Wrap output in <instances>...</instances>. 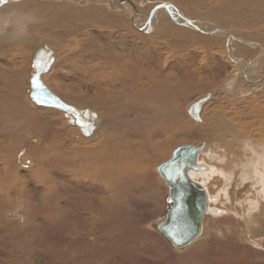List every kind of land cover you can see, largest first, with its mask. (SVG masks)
I'll list each match as a JSON object with an SVG mask.
<instances>
[{
  "label": "rangeland",
  "instance_id": "rangeland-1",
  "mask_svg": "<svg viewBox=\"0 0 264 264\" xmlns=\"http://www.w3.org/2000/svg\"><path fill=\"white\" fill-rule=\"evenodd\" d=\"M7 1L8 0L0 2L2 4L0 8L5 5L32 4L33 1L34 4L50 2L56 6L55 9H60V14L54 16H52L53 12L46 8L32 12L34 17L28 27H30V29H36V32L39 34L36 35L34 32L33 33L43 42H51V45L56 50V61L47 75V83L62 97L71 93L76 100L71 102L79 108V104L81 103H78V101L82 100L83 95L87 99L102 98V94L99 89L96 90V88H105L102 83H100V80L103 76H109L113 71V65L107 61V55L110 54V51H112L114 56H122V53L123 57L132 56L137 47L154 46L148 45L145 38H153L159 41L163 35L158 33L159 28L154 31V33L145 34L134 27L131 19H129L130 21L127 23L125 20L127 15L125 16L124 14H126L125 12H127L128 9L117 0H20L16 1L17 3H9ZM130 1L135 5L139 4L137 6L139 10L142 9L141 4L146 5L144 6L146 7L144 16L145 21L153 7L160 2L170 1L182 11L188 13L191 17L204 20V22L218 23L226 27V29L230 28L228 30H231L234 35L245 41H249L245 42L246 44L242 42L236 43V41H234L233 49L234 52H236L235 54L245 57L247 63H250V73L252 72L253 76H255L253 78L264 76V7H262L264 6V0H244L246 3L245 10L251 12V10L254 9V14H252L254 21L255 23L260 21L257 25L252 27H247L239 18L226 16L217 12L215 8L221 4L220 0ZM225 1L226 3H242V0ZM161 11L166 15L163 17L164 21L159 20V23H162L163 26L161 25L160 27H163L166 31L173 33L175 29H180L190 35L192 33L202 37V42L200 44L187 41L185 44L181 45L171 39L169 47H161V61L164 64L163 57L169 55L171 66L173 67L172 73L174 75V81L176 83L198 82L199 84L207 86L206 90L192 93H188L186 89H183L180 95L175 97L177 100H181L180 98L184 99L179 105H176L175 108L184 109L174 117V121L179 120L180 123L186 127L200 126L204 128L205 133L208 132L207 136L210 135V130L209 128L207 129V127H215L216 125L214 124H217V130L210 136L212 148L216 154L219 153L227 158L231 156L226 162V168H230L229 171L234 170V176L232 179L225 180V171L212 175L207 184L210 187V191L215 195L216 200L213 199V201H210L209 205L222 207L227 209V211L219 215L207 214L204 217L203 229L199 238L190 246L183 249L173 247L168 239L157 229V224L163 219L167 211L166 206L170 203L168 198V186L157 169L163 162L167 161L172 156L173 151L178 146L182 144L197 145L203 141L207 137H203V133L198 135L199 139H196L197 141L188 140L180 142L172 138L164 140L165 138H162L161 135L165 134V132L161 130L158 139L161 141L160 144L153 145L154 141L149 140L150 143L147 153L149 155L150 152L155 149V156L151 159L145 158L142 160L140 168H142L143 171L138 173L126 171L125 174L122 173L120 176H122L125 181L123 185H118L121 184V178L113 176V182L111 183L117 190L112 192V197L109 199H107V196H101L92 191L94 187L101 188V185L96 181H92V179H86V182L83 181V187L79 188V186H76V182L73 183L75 178L69 180L62 177V174L73 175V171H56L57 174L51 172L53 167H71L70 165L67 166L60 163L62 162L60 159L61 149L62 147L65 148L64 144H60L61 149L57 145V147L54 148L55 151L53 150L40 156H46V162H49V164L47 165L46 162L44 164L47 166H38L39 164L37 162L32 164L31 157L22 159V155H18L17 164L22 168L21 171L29 174L32 173L35 177L32 176V178L28 179L29 181L26 184V186L28 185L27 188L24 187L25 184L23 187L20 186L19 189L13 187L10 190V194L7 193L10 202H7L5 198L0 199V264L59 263L60 255L56 254L52 256L49 254V244L43 245L42 243H45V241L42 243L39 241L31 243V238L28 239V237L18 232V230H23L27 226L28 214L33 212L36 213L35 210L39 208V200L41 199L39 196L38 198L36 195L30 194L32 201H27L24 199V194L22 192L24 188L28 189V191L37 190L35 187L39 185L37 182L38 179H41L40 182L43 188L46 189V187H48L47 189H49L53 187L55 189L52 197L53 200L59 199L60 192H58V189L60 187L66 189V193L69 192L67 194L70 195L68 200L70 212L72 213L71 215H74L73 212L78 214L76 220L73 218L72 221L68 219V221L58 223L65 229L64 236L69 242L73 240L80 242L78 240L82 239L81 245L78 244L74 248L69 245L68 247L70 248H64L67 253L72 254H70V257L68 255L67 258L62 259V262L60 260L61 264H117L114 255L108 254V250L103 247L111 246L112 244L110 242L112 239L110 236L108 239L103 238L107 231H120L127 235V242L130 247L134 249V252L129 255L128 264H191V257L188 253L195 248L204 250L198 264H216L217 261L221 260L219 254L223 250L225 251V247L230 248V244L237 240L239 245V247H237L238 252L241 253V245L245 248L249 246L252 251L250 255H252L254 262L255 260L259 262L264 259V236L258 237V235H256L255 238H252L249 235H247V237L245 235L246 219L244 213H246L247 219H249L252 214V209H249V212H247L246 209H248V207L245 206L248 203L253 204V201L248 198L251 197L252 192H255V189L252 185H244L243 183L239 185L240 171H237L241 168L239 162L242 160L246 162L250 161L248 159L250 153L245 151L243 147L246 138L251 139L253 144L258 146L260 153H264V83L257 86L251 85L246 81L243 73L240 71L237 86L232 89L233 92L228 93L218 90L213 99L203 107L202 115L203 118L206 119V123L202 125L199 122H195L197 120L193 119L188 113L187 106L194 99L209 91H215L222 86L233 73L228 63L222 60L223 55L228 57L225 50L227 38L224 35L213 36L211 34H205L196 31L190 26L178 24L170 19L165 8ZM48 14L53 18L54 26L35 21L38 17H42L43 15L47 16ZM141 18L143 19V17ZM108 24H111V26ZM117 24L120 25L119 28L114 27ZM118 31L122 32L119 33ZM252 41H256L258 44L260 43L262 49L260 50V47L257 45H252ZM116 42H123L125 44H121L122 46L119 45L117 47ZM12 43L13 42H8L2 45L1 50H3V52L1 59L3 62V71L5 70L4 68L8 67V64L13 58L16 59L17 63L22 59L20 57V52L24 50V47L18 42L16 43L17 47L9 51H4L5 48H11ZM110 43H114L113 49H110ZM92 44H94V46H92ZM31 51H33V49H30V52ZM228 59L230 58L228 57ZM239 70L240 69H238V71ZM33 72L34 69L31 60V64H29L26 70L25 77L29 88L31 86V74ZM28 87L24 91L27 95V102L25 103L26 106H28V112L32 113L38 110L49 119L53 128L61 133L60 140L67 143L68 147L66 149L82 147L88 141L94 142L99 139L98 132H96V136L93 134H83L81 129L79 132L78 127L80 128V126L69 123L64 113L59 109L41 106V109L36 110L35 108H39V105H37L32 100L30 94H28ZM28 101L30 104H28ZM88 109L91 110L92 108L88 107ZM93 112L97 113L96 118L98 120H95L98 121V125L96 122L95 124L99 128L101 126V117L98 115L97 111ZM218 115H220V117H218ZM176 133L177 131L173 130V134L175 135ZM23 136L24 135L21 134V137ZM35 136V134L27 133V136L23 137V139L26 140L30 138L37 144L38 141ZM127 138L128 134L124 129H120L114 130L110 139L112 144L121 149ZM71 152L74 151H70V153ZM23 156H26V153ZM4 160H0V163ZM215 162L217 164L216 160ZM22 164L23 166H21ZM38 167H45L44 171H40L42 174H45V171H50V177L47 176L45 179H43L44 177L41 178L38 174L40 170ZM36 178L38 179L36 180ZM117 179L121 180L114 183ZM42 180H44L43 183ZM221 188L228 190L226 193L228 201L218 194L221 193ZM7 190L6 184L0 186V194L6 193ZM99 190L100 189H98V192L101 193L102 190ZM38 191L42 192L40 190ZM64 197L66 198L67 196ZM93 197L94 201L92 200ZM62 199L65 200L64 198ZM246 199H248V201ZM91 203L96 211L93 218L96 222H94V226L91 225L93 220L85 219L86 216L81 215L80 210L83 209L82 212L84 213L88 211L94 212L93 209L90 210V208H92L90 206ZM241 203H244L245 206L242 207L240 205ZM77 210H79L78 213ZM259 213L264 217V211L259 210ZM105 223L107 224L106 226ZM40 225L41 223L38 225L40 229L42 231L45 230L44 226ZM258 225L259 223L256 226ZM9 227H11L12 231L7 230ZM13 228L15 230H13ZM226 244H228V246H226ZM29 246H33V248H29ZM88 246L89 249H87ZM62 250L61 247L60 253L63 255ZM232 258L238 259L237 256H233ZM245 258L249 261L252 260L247 256Z\"/></svg>",
  "mask_w": 264,
  "mask_h": 264
},
{
  "label": "bare ground",
  "instance_id": "bare-ground-1",
  "mask_svg": "<svg viewBox=\"0 0 264 264\" xmlns=\"http://www.w3.org/2000/svg\"><path fill=\"white\" fill-rule=\"evenodd\" d=\"M2 1H6V0H2ZM16 1H20V0H8L7 2L11 3ZM139 2H143V1H139ZM220 2L221 4H219L215 8V10L217 12H220V14L239 18L247 27L255 26L260 22L259 21L258 23L257 22L255 23L254 21V18L252 16V14H254L253 12L254 9L251 8L252 9L251 12L245 10L246 3L244 2V0H242L241 4L226 3L225 0H220ZM131 3H126V4L121 3L124 7L128 9V10L126 9L127 12H125L126 14H124L125 16L127 15V18H125L127 23L130 21L129 19H131L134 27L138 31L143 32L145 34H149L151 32L154 33V31H156L159 28L158 33H161L163 35L161 36V39L159 41H156L153 38L151 39L145 38L148 45H154V46L137 47L136 51L133 52L132 56L129 55L123 57V53L122 56L121 55L114 56L112 54V51L109 52L110 54L107 55V61L108 63L113 65V71L109 74V76H103L100 80V83H102V85L105 88L95 87L96 90L99 89L100 93L102 94V98L87 99L83 95L82 100L78 101V103H81L79 104L80 108L88 109V107H90L93 109V111L95 112L97 111L98 115L101 117V126L99 128L98 126H96L95 131L93 133V135L96 136L97 135L96 132H98L99 139L94 142L88 141L82 147H77L73 149H66L68 147L67 143L62 142L60 140L61 133L58 130H55L53 128V125L50 123V120L47 119L43 114H41L37 110V109H41L44 106L39 105L38 106L39 108H35L37 111L29 113L28 106H26L25 103L27 102V95L25 94L24 91L28 87V84L26 83V79H25L26 70L29 64H31V60L33 62L32 56L34 53V48L37 46V43L38 45L45 44L49 46L51 49H53L52 51L54 56L57 55L55 48L51 45V42L49 43L45 41L43 42L42 40H40L39 37L36 36L37 34H39L38 32H36V29H30V27H28V25L30 24L31 20H33L34 17L32 12L37 10L39 11L42 8H46L49 11H52L53 12L52 16H54L60 14L59 11L60 9L59 8L58 10L55 9L56 6L50 2H46V3L40 2L38 4L36 3L34 4L33 1L32 4L27 3L26 5H5L2 8H0V160L5 159L3 162L0 163V186L6 184L8 189L6 193L0 194V199L5 198L7 202H10L7 193L10 194V190L13 187L19 189L20 186L23 187L24 184H25L24 187L27 188L28 185L26 186V184L29 181L28 179L32 178V176L35 177V175H32V173L29 174L21 171L22 168L19 167L17 164L19 154L22 155V159L23 158L25 159V157L26 158L31 157L32 164H35L37 162L39 164L38 166H47L49 162H46L45 159L46 156L45 157H40V156L53 151L54 148L57 147V145L60 148L61 147L60 144H64L65 148L63 147L62 149L60 148L61 149L60 159L62 160V162L60 163L67 166L70 165L71 167L69 168H66L64 166H62L63 168L53 167V169H51V172L56 173V171H73L72 172L73 175L62 174V177L67 178L69 180H73L75 178V181L73 183L76 182L75 184L76 186H79V188L83 187V181L86 182L85 181L86 179L89 180L92 179V181H96L101 185V188L94 186H93L94 188L91 187L93 188L92 191L98 193L101 196H107V199H109L112 197L111 195L112 192L117 190V188H115L111 183L113 182L112 181L113 176H117L118 178H121L122 179L121 184L118 185H123L125 181L124 178L120 176L122 173L125 174L126 171H134L136 173L143 171V169L140 168V164L142 160L145 158L151 159L152 157L155 156L156 154L155 149H153L150 152V154L152 155L149 154L150 155L149 156L147 153V149L149 148V143H150L149 140L154 141L153 145L160 144L161 141L158 139L160 137L159 132L161 130L165 132V134L161 135L162 138H165L164 140H168L172 138L173 140H177L180 142H185L188 140L197 141L196 139H199L198 135L203 133L202 134L203 137L207 136L208 132L205 133L204 128L200 126L186 127L185 125L181 124L179 120L174 121V117H176L180 113V111L184 109V108H175L176 105H179L180 102L184 100L182 98H180L181 100H177L175 99V97H177V95H180L183 89H186L188 93H192L195 91L206 90L207 86L204 84H199L198 82L176 83L174 81V75L172 73L173 67L171 66L169 55L163 57L164 64L161 61V47H169V45L171 44V39L175 40L181 45L185 44L187 41H191L192 43L195 44H200L202 42L201 41L202 37L192 33L190 35L187 32L182 31L180 29H175L173 33H170L165 29H163V27H160L162 23L161 22L159 23V20L164 21L163 17L166 15L164 12L161 11L163 8L156 11V13L153 16L151 25L149 27H146L145 22L148 19L147 18L146 21L144 19L145 10H146V7L144 6L146 5L141 4L142 9L139 10V8L137 7L139 4L138 5L134 4L136 6L135 7ZM159 4H161V2ZM1 6L2 4L0 3V7ZM176 8L179 9L174 5H172V7L170 8V12L174 16H177ZM165 10L167 11V15L170 17V19L180 24V22L176 21L172 17L170 12H168L166 8ZM179 10L184 15L191 17L189 16L188 13H185L181 9ZM135 12H137L136 16H134ZM141 17H143L144 20ZM147 17H149V15ZM191 18L204 22V20H200L198 18H194V17ZM35 21L44 22L46 25L54 26L53 18L49 16V14L47 16L43 15L42 17H38ZM179 21L182 20L179 19ZM206 23H208L209 26L202 25L203 28L206 29V31H211L214 26H219L218 23L216 24L213 22L212 23L206 22ZM108 25L111 26V24ZM114 27L119 28L120 25L117 24ZM229 31L232 32L231 30ZM118 32L121 33L122 31H118ZM232 34L234 35L233 32ZM211 35L226 36L222 32H217ZM8 42H13L12 46L11 48H5L4 51H9L10 49L17 47L16 46L17 42L24 47L23 48L24 50L20 52L21 54L20 57L22 58L21 61L17 63L16 59L13 58L8 64V67L4 68L5 70L3 71V62L1 59L3 50L1 49H2V45ZM237 42L239 41H236V43ZM242 43L244 44V42ZM121 44L124 45L125 43L116 42L117 47ZM113 45L114 43L109 44L110 49H113ZM252 45L255 46L257 45L258 47H260V50L262 49V45H260V43L258 44L256 41L255 42L252 41ZM92 46H94V44H92ZM30 49L31 50L33 49V51L30 52ZM143 49H147V50H143ZM235 53L236 52H234L233 49L231 52V56L236 58L240 57L241 59L244 60V63L241 62V64H238L235 61H233L229 55L227 56L230 59H228V57L223 55L222 60L228 63L229 68H231V72L233 73L222 84V86H220L215 90L213 97L216 95L218 90L226 91L230 93L233 92L232 89L237 86V80L239 78L238 76L240 73V70L238 72V69H240L241 65L247 64V59L243 56L236 55ZM48 73L43 75V79L46 83H47L46 80ZM248 77L252 80L259 79V78H253L255 76H253L252 72L251 73L248 72ZM48 86L50 87L49 84ZM30 90H31V86L30 88L28 87V92H29L28 94H30ZM51 90L54 91L53 88H51ZM56 94L59 95L58 93ZM59 96L64 101H67L71 104H73L71 101H76L71 93H69L67 96L64 97H62L61 95ZM213 97L210 98L205 104H207L210 100H212ZM28 104H30L29 101ZM205 104L203 105V107L205 106ZM188 106H187V110H188ZM203 107L200 112L202 121H198V120L195 121V122H199L202 125L206 123V119H204L202 115ZM95 115L97 117V113H95ZM218 117H220V115H218ZM97 120L95 121L96 124L98 125ZM214 125L217 126V124ZM216 126L207 127V129L209 128L210 130L209 132L210 135L207 136L199 144H197V145L200 144L204 145L197 159L199 165L202 166V169L199 171L190 170L192 178L202 183V185L205 187L209 196V203L210 201H213V199L216 200L215 195L210 191V187L207 184L208 181L211 179L212 175L215 173H220L222 171H225V176H224L225 180L232 179L234 176L233 174L234 170L229 171L230 168H226L227 165L226 162L228 158H230L231 156L227 158L219 153L216 154V152L212 148V141L210 139V136L214 131L217 130ZM80 129L81 128L78 127L79 132ZM120 129H124V131L128 134V138L124 141L122 147L123 149L122 148L119 149L116 145L112 144V141L110 139L112 132L114 130H120ZM173 130L177 131L175 135L173 134ZM27 133H32L36 135L35 137L36 140L38 141L37 144H35V142H33L32 139L30 138H27L26 140L23 139V137L27 136ZM21 134H23L24 136L21 137ZM243 147L245 151L250 153L249 154L250 156H248V159L250 161L246 162L242 160L241 162H239V164L241 165V168L237 170L240 171L239 185H241L242 183L244 185L246 184L249 186L252 185L255 189V192H252L251 197L248 198L253 201V204L248 203L245 206L244 203H241L240 205L242 207L244 206L248 207V209H246L247 212H249V209H252V214L249 217V219L246 218V213H244V217L246 219L245 235L246 237L247 235H249L250 237L255 238L256 235H258V237L264 236V217L262 216L261 213H259V210L264 211V153H260L258 146L254 145L253 141L248 138L244 140ZM221 149L223 150L224 148ZM70 151H74V152L70 153ZM25 153L26 156H23L25 155ZM215 160L217 161V164ZM45 162L47 165L44 164ZM21 166H23V164ZM38 168H40L38 174L41 176V178L44 177L43 179H45L47 178V176L50 177L49 176L50 171H45V174H42V172H40V171H44L45 167L44 168L38 167ZM37 179L38 178H36V180ZM121 179H117L116 181H114V183L119 182ZM38 180L37 182L39 183V185L35 187L37 190L28 191V189L24 188L22 191L24 194V199L27 201L30 200L32 201L30 194L36 195L37 197L39 196L41 199L39 200L40 205L38 206L39 207L38 210L37 209L35 210L36 213L33 212L28 214L27 217L28 224L25 227V229L18 230V232L28 237V239L31 238L30 240L31 243H35L36 241L42 243L45 241V243L42 244L50 245L49 254L52 256H55L56 254L60 255V260L62 262V259L67 258L68 255L70 257L71 256L70 254H72V253H67L64 250V248L65 247L70 248L68 247L69 245L72 248H74L78 244L81 245L82 239L78 240L80 242H76V240L69 242V240H67V238L64 236L65 229L58 223L63 221H68V219L72 221L73 218L74 220H76L78 214L73 212L74 215H71L72 213L70 212L69 200H68L70 195L67 194L69 192L66 193V189L64 188L62 189L60 187L58 189V192H60L59 199L53 200L52 197L54 195L55 189L53 187L49 189H47L48 187H46V189L43 188L42 187L43 185H41L40 182L41 179ZM43 181L44 180H42V183ZM98 189L102 190V192L99 193ZM38 190L42 192H39ZM220 192L221 193L218 194H220L221 197H224V199L228 201L226 195L228 190L225 188H221ZM64 196L67 197L65 198ZM62 198H64L65 200H63ZM248 199L246 200L248 201ZM92 200L94 201V197L92 198ZM90 206L92 207L90 208V210L91 209L94 210L92 203L90 204ZM208 207L217 209L218 213L213 215H219L227 211V209H224L222 207H215L210 205H208ZM80 210H81V215L86 216L85 219L93 220L91 225L94 226L96 222L94 221L93 218L95 216L96 211L94 210V212L88 211L84 213L82 212L83 209ZM78 212L79 210H77V213ZM39 223H41V225L44 226L45 230L42 231L40 229V227L38 226ZM258 223L259 225L256 226ZM106 225L107 224L105 223V226ZM7 230L12 231L11 227H9ZM13 230L15 229L13 228ZM109 236L110 238H112L110 241L112 243L111 246L109 245L103 247L108 250V254L114 255V259L117 264H128V258L130 257L129 255L134 252V249H132L129 243L127 242L128 241L127 235L123 234L120 231L119 232L107 231L103 238L108 239ZM226 246H228V244H226ZM54 247L56 248V251ZM61 247L63 249L62 250L63 255L60 253ZM229 247L230 248L225 247V251L223 250L219 254L221 256V260L217 261L216 264H264V259L260 260L259 262H256V260L255 262L253 261V257L252 255H250L252 251L250 250L249 246L248 248H245L244 246L241 245L240 246L241 253L238 252L237 250V247H239L238 240L230 244ZM29 248H33V246L32 247L29 246ZM57 249H58V253H57ZM87 249H89V246L87 247ZM203 252L204 250L200 248H195L194 250L190 251L188 255L191 257L190 260L191 264H198V261L200 260ZM233 256H237L238 259H233L232 258ZM246 256L250 257V259L252 260L250 261L246 260L245 258ZM60 260L58 264H61Z\"/></svg>",
  "mask_w": 264,
  "mask_h": 264
},
{
  "label": "water",
  "instance_id": "water-1",
  "mask_svg": "<svg viewBox=\"0 0 264 264\" xmlns=\"http://www.w3.org/2000/svg\"><path fill=\"white\" fill-rule=\"evenodd\" d=\"M2 1V0H0ZM122 4L131 3L130 0H119ZM133 6L134 3H131ZM174 5L170 1H166L154 7L149 14L145 26L149 27L157 10L166 8L170 12V8ZM175 6V5H174ZM136 7V6H135ZM137 11V9H136ZM136 13L134 16H136ZM171 14V12H170ZM172 15V14H171ZM176 15L172 17L180 22L181 25L190 26L193 29L207 34H215L222 32L226 35L227 41L225 45L226 53L230 58L238 64L244 63L240 57L231 56L234 41L249 42L232 34L226 27L221 25L214 26L211 31H206L202 25H208L191 17L184 15L176 8ZM181 19L182 21H179ZM206 23V24H205ZM53 49L49 46L37 45L34 48L32 67L34 72L31 77L30 96L37 105L53 107L64 112V116L69 123L80 126L83 134H93L95 130L96 115L90 109H82L75 105L64 101L57 95L48 84L44 81L43 75L48 73L56 61ZM240 71L243 73L246 81L251 85H260L264 83V76L259 79L252 80L248 77L250 72V63L242 65ZM239 72V71H238ZM36 79L34 86L33 79ZM215 91L208 92L205 95L194 99L188 106V113L193 119L202 121L200 112L203 105L213 97ZM36 97L41 102L37 103ZM204 145L182 144L178 146L172 156L163 162L157 169L158 173L166 181L169 190V204L166 206L167 211L163 219L157 224V229L168 239L173 247L183 249L190 246L202 233L204 217L207 213H218L216 208H209V196L202 183L194 180L191 171H199L202 166L199 165L197 159Z\"/></svg>",
  "mask_w": 264,
  "mask_h": 264
},
{
  "label": "snow or ice",
  "instance_id": "snow-or-ice-1",
  "mask_svg": "<svg viewBox=\"0 0 264 264\" xmlns=\"http://www.w3.org/2000/svg\"><path fill=\"white\" fill-rule=\"evenodd\" d=\"M33 84H34V86H38V85L36 84V79H35V78L33 79ZM36 100H37V103H40V102H41V100H40L39 97H36Z\"/></svg>",
  "mask_w": 264,
  "mask_h": 264
},
{
  "label": "crops",
  "instance_id": "crops-1",
  "mask_svg": "<svg viewBox=\"0 0 264 264\" xmlns=\"http://www.w3.org/2000/svg\"><path fill=\"white\" fill-rule=\"evenodd\" d=\"M95 127H96V124H95ZM95 131V130H94ZM87 134V133H86Z\"/></svg>",
  "mask_w": 264,
  "mask_h": 264
}]
</instances>
